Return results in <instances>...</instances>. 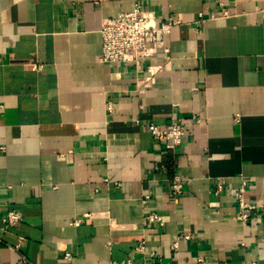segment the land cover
I'll list each match as a JSON object with an SVG mask.
<instances>
[{"label": "crops", "instance_id": "obj_1", "mask_svg": "<svg viewBox=\"0 0 264 264\" xmlns=\"http://www.w3.org/2000/svg\"><path fill=\"white\" fill-rule=\"evenodd\" d=\"M135 4L169 58L100 61ZM177 120L175 148L148 128ZM245 181L264 204V0H0V264H264Z\"/></svg>", "mask_w": 264, "mask_h": 264}, {"label": "built area", "instance_id": "obj_2", "mask_svg": "<svg viewBox=\"0 0 264 264\" xmlns=\"http://www.w3.org/2000/svg\"><path fill=\"white\" fill-rule=\"evenodd\" d=\"M176 20L167 22H158L157 14L153 10H146L139 4H135L131 10L119 12L115 16L104 18L101 23L100 34L102 38V51L100 61L106 63H129L140 67L143 62L158 58H169L170 47L167 44V36L170 34L171 26ZM161 66H157L160 69ZM156 70L150 69L151 73ZM153 137L159 141H168L169 147L175 148L180 145L185 136V129L181 121H173L165 127L151 122L148 125ZM219 189L223 184H219ZM183 182L181 178L176 177L171 192L174 195H180L183 192ZM247 182L235 192L238 206L237 217L243 222H249L257 212L264 214V204L248 201L245 197ZM20 213L15 210L3 212L0 206V218L5 224H11L20 219ZM149 223L159 221L164 223L163 217L152 212L147 216ZM77 220L74 223H78ZM181 235L175 237L173 245L178 247V240ZM182 237L188 238L185 234ZM145 245L140 244L139 249ZM203 258H200L202 261ZM21 264H29L23 260Z\"/></svg>", "mask_w": 264, "mask_h": 264}]
</instances>
